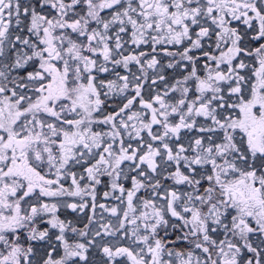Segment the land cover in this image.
I'll use <instances>...</instances> for the list:
<instances>
[{"label": "snow or ice", "instance_id": "6c2138e0", "mask_svg": "<svg viewBox=\"0 0 264 264\" xmlns=\"http://www.w3.org/2000/svg\"><path fill=\"white\" fill-rule=\"evenodd\" d=\"M0 264H264V0H0Z\"/></svg>", "mask_w": 264, "mask_h": 264}]
</instances>
